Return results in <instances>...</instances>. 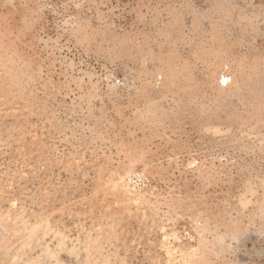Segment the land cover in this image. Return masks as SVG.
<instances>
[{
  "label": "rangeland",
  "instance_id": "obj_1",
  "mask_svg": "<svg viewBox=\"0 0 264 264\" xmlns=\"http://www.w3.org/2000/svg\"><path fill=\"white\" fill-rule=\"evenodd\" d=\"M0 264H264V0H0Z\"/></svg>",
  "mask_w": 264,
  "mask_h": 264
}]
</instances>
